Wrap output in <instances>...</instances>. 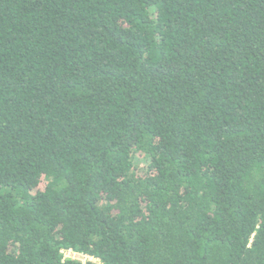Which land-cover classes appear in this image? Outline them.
<instances>
[{"label": "trees", "instance_id": "1", "mask_svg": "<svg viewBox=\"0 0 264 264\" xmlns=\"http://www.w3.org/2000/svg\"><path fill=\"white\" fill-rule=\"evenodd\" d=\"M0 264H264V0H0Z\"/></svg>", "mask_w": 264, "mask_h": 264}, {"label": "built area", "instance_id": "2", "mask_svg": "<svg viewBox=\"0 0 264 264\" xmlns=\"http://www.w3.org/2000/svg\"><path fill=\"white\" fill-rule=\"evenodd\" d=\"M68 253H69V252H68ZM67 256H71V255H67ZM71 257H75V256H71ZM85 258H90V259H92V258L89 257V256H84V257H83V260H84Z\"/></svg>", "mask_w": 264, "mask_h": 264}, {"label": "rangeland", "instance_id": "3", "mask_svg": "<svg viewBox=\"0 0 264 264\" xmlns=\"http://www.w3.org/2000/svg\"><path fill=\"white\" fill-rule=\"evenodd\" d=\"M65 255H68V253H66Z\"/></svg>", "mask_w": 264, "mask_h": 264}]
</instances>
